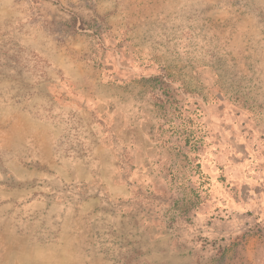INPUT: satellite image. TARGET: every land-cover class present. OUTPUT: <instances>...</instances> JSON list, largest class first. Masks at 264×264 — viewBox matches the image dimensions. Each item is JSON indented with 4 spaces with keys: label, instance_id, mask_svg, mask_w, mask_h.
<instances>
[{
    "label": "rangeland",
    "instance_id": "1",
    "mask_svg": "<svg viewBox=\"0 0 264 264\" xmlns=\"http://www.w3.org/2000/svg\"><path fill=\"white\" fill-rule=\"evenodd\" d=\"M0 264H264V0H0Z\"/></svg>",
    "mask_w": 264,
    "mask_h": 264
}]
</instances>
